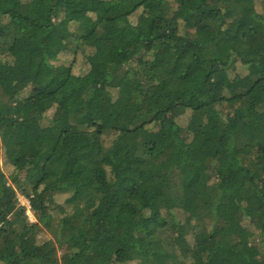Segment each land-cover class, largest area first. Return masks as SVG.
Returning a JSON list of instances; mask_svg holds the SVG:
<instances>
[{"label":"trees","instance_id":"16d2710c","mask_svg":"<svg viewBox=\"0 0 264 264\" xmlns=\"http://www.w3.org/2000/svg\"><path fill=\"white\" fill-rule=\"evenodd\" d=\"M175 1L0 0V264H264V0Z\"/></svg>","mask_w":264,"mask_h":264},{"label":"rangeland","instance_id":"374dc122","mask_svg":"<svg viewBox=\"0 0 264 264\" xmlns=\"http://www.w3.org/2000/svg\"><path fill=\"white\" fill-rule=\"evenodd\" d=\"M170 1L172 2L173 5H177L175 0H170ZM257 2H258V5L261 3L260 1H257ZM73 48H74V45H71V46H70V49L74 51ZM73 51H72V53H70V54H66V55L62 56V58H63V59H68V60H72L73 57H74V54H73L74 52H73ZM36 59L39 60L40 58H39V57H36ZM77 61H78V64H82V63H83V57H82V55H78V57H77ZM240 72H242V70L239 69V70L237 71V73H240ZM107 105H108V97H105V98H103L102 101H101V107H106ZM53 115H54V111L52 110V111L48 114V116L51 118ZM111 141H112V138H106L105 141H104L105 146L108 147L109 145H111ZM1 165H2V167H3V169H4V171H5L6 173H10L11 169H10V167L6 164L4 158H2V160H1ZM65 197H66V196H63V197H60V198L57 199V210H53V211H52V213H53L56 217L59 215V214H58V211H60V210L64 207V205H65ZM19 201H20V203H21L23 206H26V207L28 208V212H27V214H28V216H29L31 222H36V219H35L33 213L30 211L29 207L27 206V203H29V201H28L25 197H23V196H21V195H19Z\"/></svg>","mask_w":264,"mask_h":264},{"label":"built area","instance_id":"2783aa9c","mask_svg":"<svg viewBox=\"0 0 264 264\" xmlns=\"http://www.w3.org/2000/svg\"><path fill=\"white\" fill-rule=\"evenodd\" d=\"M27 206L30 208V203H27Z\"/></svg>","mask_w":264,"mask_h":264}]
</instances>
